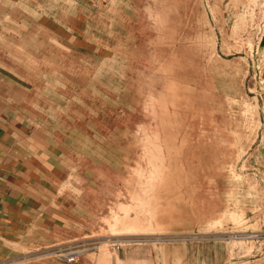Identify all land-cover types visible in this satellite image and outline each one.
Instances as JSON below:
<instances>
[{
	"label": "rangeland",
	"instance_id": "obj_1",
	"mask_svg": "<svg viewBox=\"0 0 264 264\" xmlns=\"http://www.w3.org/2000/svg\"><path fill=\"white\" fill-rule=\"evenodd\" d=\"M21 1L0 68L20 101L69 104L78 171L0 264H260L263 0L252 22L243 0Z\"/></svg>",
	"mask_w": 264,
	"mask_h": 264
},
{
	"label": "crops",
	"instance_id": "obj_2",
	"mask_svg": "<svg viewBox=\"0 0 264 264\" xmlns=\"http://www.w3.org/2000/svg\"><path fill=\"white\" fill-rule=\"evenodd\" d=\"M17 2L22 1L0 0V14L19 12ZM2 23L0 22V29H15V24L12 28H6ZM0 43L26 45L25 39L23 41L10 36L0 37ZM27 50L31 53L30 49ZM25 53H28L26 47ZM0 70L2 263L4 260L18 257L23 252L27 254L31 251L23 249L31 248L40 240L41 234L38 230L41 225L45 227L50 220L48 210L62 214L57 192L66 182L67 175L78 171V167L64 165V159L72 157L73 151L79 147L67 134L78 122V118L71 115L70 110H65V107L69 106L68 103L56 97H52L55 102L49 104L20 101L17 95L27 92V89H17L16 82H12L16 77V70L19 69ZM262 140L255 146L253 154L261 146ZM60 197L62 198V195L59 194ZM260 262L264 264V259Z\"/></svg>",
	"mask_w": 264,
	"mask_h": 264
},
{
	"label": "bare ground",
	"instance_id": "obj_3",
	"mask_svg": "<svg viewBox=\"0 0 264 264\" xmlns=\"http://www.w3.org/2000/svg\"><path fill=\"white\" fill-rule=\"evenodd\" d=\"M257 4V0H243V2H242V7H243V13H249V19H250V21L252 22V21H254V18H253V15H255V7H254V5H256ZM250 5H252L251 6V9H250V7L249 6ZM260 11L263 13L264 12V0L263 1H261V6H260ZM112 225H114V224H112ZM110 226H111V224H110ZM113 226H111V231H113V228H112Z\"/></svg>",
	"mask_w": 264,
	"mask_h": 264
}]
</instances>
